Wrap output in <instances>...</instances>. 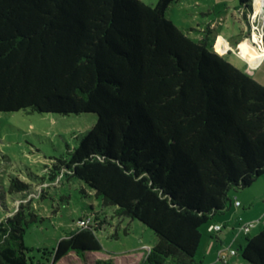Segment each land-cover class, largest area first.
Segmentation results:
<instances>
[{
  "label": "trees",
  "instance_id": "1",
  "mask_svg": "<svg viewBox=\"0 0 264 264\" xmlns=\"http://www.w3.org/2000/svg\"><path fill=\"white\" fill-rule=\"evenodd\" d=\"M173 2L0 0V112L96 115L50 179L75 177L152 229L142 264H198L202 227L264 175V85L173 23ZM253 8L238 0L249 29ZM9 190L28 186L13 177ZM30 209L0 221V264H30ZM104 213L62 238L54 260L101 251ZM241 254L264 264V229Z\"/></svg>",
  "mask_w": 264,
  "mask_h": 264
},
{
  "label": "rangeland",
  "instance_id": "2",
  "mask_svg": "<svg viewBox=\"0 0 264 264\" xmlns=\"http://www.w3.org/2000/svg\"><path fill=\"white\" fill-rule=\"evenodd\" d=\"M142 1L154 6L159 0ZM237 1L175 0L167 11V17L192 38L208 36L212 51L216 43L217 49H220L221 39L224 38L239 52L236 42L247 26L237 10ZM248 48L243 44V54L255 62L257 59L254 54H249ZM219 51L223 52V49ZM222 55L236 67L250 69L249 64L232 49L228 48ZM96 121L97 117L92 113L0 112V221L12 217L23 206H30L31 213H27L25 222V243L30 264H142L148 250L158 241L155 232L142 222L116 217L112 208H103L102 200L79 179L62 173L56 180L50 179V171L57 164V159L68 158L70 151L78 146L82 136ZM13 177L26 184L28 190L10 192ZM258 187H264V175L248 188L231 189L228 195L233 203L235 193H249ZM237 198L240 199L239 196ZM235 208L232 204L226 213L232 217L231 223L236 224L235 229L217 234L219 242H213L216 244L214 248H210L211 238L207 241L204 235L212 221L202 227L203 238L195 256L198 264H247L242 258L241 248L246 245L247 239L260 233L264 225L256 228L260 222L255 221L256 227L239 238L243 222L239 215L234 217ZM103 210L105 213L101 217L107 220L97 232L102 250L88 253L84 258L69 252L55 261L58 242L78 231L81 219ZM221 218L223 216L218 219ZM231 249L236 250L237 255H231ZM219 251H223L226 262L218 259Z\"/></svg>",
  "mask_w": 264,
  "mask_h": 264
},
{
  "label": "crops",
  "instance_id": "3",
  "mask_svg": "<svg viewBox=\"0 0 264 264\" xmlns=\"http://www.w3.org/2000/svg\"><path fill=\"white\" fill-rule=\"evenodd\" d=\"M246 26H247L248 29L246 28V31H243L241 37L236 42V45H237V47H239V50H240L239 52L237 51V49L234 46L229 44L228 40H226L224 38L221 39V40L227 41L228 45L231 46L236 51V53L241 54L244 57L243 58L242 56L239 55L243 60H245V59L249 60L248 58L245 57V55L243 54V51H242L243 44L247 45L249 47L248 48L249 54L250 53L254 54V57L258 60L259 53H258L257 49L254 48L250 44V41H249L250 31H248V30H250V29H249V26H248L247 22H246ZM222 48L223 47L220 45V49H222ZM250 62L254 63L253 61H250ZM243 71L249 73L253 78H255L258 82H260L262 85H264V60L261 63V65L258 68L254 69L253 71L251 69H249L248 71L247 70H243ZM234 196H235V201L233 203L231 202V205L233 204L236 207L235 208V214H234L235 216L234 217L236 218V216L239 215L240 218H241L240 220L243 223L255 222V221L260 222V224L257 227L254 225L256 228H258L259 226H263L264 223H262V221H264V187L255 188V189H253L252 192H249V193H245V192H239L238 194L235 193ZM238 196L240 197V199L237 198ZM241 199H242V201H241ZM236 201H240L241 205L240 206H236V203H235ZM230 208L228 210H225L221 214H217L214 217V219L212 220V222L207 226V228H206V230L204 232V235H206L207 241H208L209 238H211V243L209 241L210 248H214L215 247L216 244L214 245L213 242H215V241L219 242L218 235L224 233V230L233 231L235 229L236 224L233 225L231 223L232 222V217L228 216L229 214L226 215V213L230 210ZM221 216H223V218L218 219ZM214 224H219V225L223 226L222 231H220L218 233L212 231L211 230V226L214 225ZM239 225H240V223H239ZM254 226L252 227V229L254 228ZM252 229L249 232L240 230L238 232L239 238H241L243 236V233H246V234L250 233L252 231ZM202 238H203V232H202Z\"/></svg>",
  "mask_w": 264,
  "mask_h": 264
},
{
  "label": "built area",
  "instance_id": "4",
  "mask_svg": "<svg viewBox=\"0 0 264 264\" xmlns=\"http://www.w3.org/2000/svg\"><path fill=\"white\" fill-rule=\"evenodd\" d=\"M248 21L250 23V44L257 49L259 53V58L256 62L252 63L250 60H246V62L249 64L250 69H256L258 68L262 61L264 60V9L257 10L255 6V0H254V8L251 14L248 15ZM218 43L215 45V50L219 54H225L228 48L232 49L234 52H236L231 46L228 45L227 41L222 40V47L223 52H220L217 49ZM238 54V53H237ZM242 56L241 54H239ZM243 57V56H242ZM244 58V57H243ZM236 206H240L241 202L236 201ZM93 217L92 214H89L86 219H81L79 221V228H86L90 225H93ZM254 226V222H247L243 223L241 226L242 231L249 232L252 227ZM223 226L219 224H214L211 226V230L218 233L222 231ZM231 255H237V251L234 249H231ZM218 259L226 262V257L223 256V251L218 252Z\"/></svg>",
  "mask_w": 264,
  "mask_h": 264
},
{
  "label": "bare ground",
  "instance_id": "5",
  "mask_svg": "<svg viewBox=\"0 0 264 264\" xmlns=\"http://www.w3.org/2000/svg\"><path fill=\"white\" fill-rule=\"evenodd\" d=\"M255 6L257 10L264 9V0H255Z\"/></svg>",
  "mask_w": 264,
  "mask_h": 264
}]
</instances>
